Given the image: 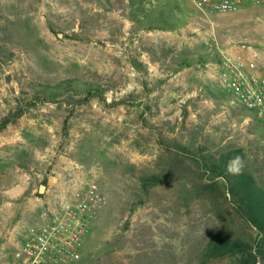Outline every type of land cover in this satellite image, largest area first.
Segmentation results:
<instances>
[{
  "label": "rangeland",
  "instance_id": "374dc122",
  "mask_svg": "<svg viewBox=\"0 0 264 264\" xmlns=\"http://www.w3.org/2000/svg\"><path fill=\"white\" fill-rule=\"evenodd\" d=\"M207 12L191 0H0V260L38 212L95 186L105 204L71 264H237L203 260L214 234L253 231L198 158L234 151L229 167L264 183V117L235 105L215 70L223 37L248 31L236 44L264 77V5ZM87 88L99 93L79 103ZM151 175L161 180L143 185Z\"/></svg>",
  "mask_w": 264,
  "mask_h": 264
},
{
  "label": "built area",
  "instance_id": "2783aa9c",
  "mask_svg": "<svg viewBox=\"0 0 264 264\" xmlns=\"http://www.w3.org/2000/svg\"><path fill=\"white\" fill-rule=\"evenodd\" d=\"M194 7L211 13L231 14L244 4L264 5V0H191ZM221 53V52H220ZM250 63L240 53L222 52L215 65L220 85L233 103L257 117H264V77L249 71ZM77 201L62 200L57 207L39 213L40 224L27 227L0 260V264H71L82 257L84 244L98 208L105 204L95 186Z\"/></svg>",
  "mask_w": 264,
  "mask_h": 264
},
{
  "label": "trees",
  "instance_id": "16d2710c",
  "mask_svg": "<svg viewBox=\"0 0 264 264\" xmlns=\"http://www.w3.org/2000/svg\"><path fill=\"white\" fill-rule=\"evenodd\" d=\"M67 86L70 88L69 85ZM93 93L99 92L93 88H87L83 98L78 102L87 100ZM36 94H41L44 99L50 95L52 100H56L58 96L56 93L48 95L45 90L37 91ZM9 121L3 120L0 128H4ZM177 151L184 156L197 158L194 149L178 146ZM234 153V151H228L217 158L204 155L198 158V161L208 175L220 179L233 211L253 231V235L244 239L225 233H216L207 242L202 257L204 261H208L235 256L237 264H264V183H259L249 171L230 168L228 163ZM199 154L201 155L200 150ZM160 180V177L151 175L142 178V183L145 185Z\"/></svg>",
  "mask_w": 264,
  "mask_h": 264
},
{
  "label": "crops",
  "instance_id": "0c3cea01",
  "mask_svg": "<svg viewBox=\"0 0 264 264\" xmlns=\"http://www.w3.org/2000/svg\"><path fill=\"white\" fill-rule=\"evenodd\" d=\"M208 14H211V13H208ZM190 27H191L192 30H194V29L196 30V27H194V23L192 24V26L190 25ZM190 27H187V28H190ZM235 27L237 28V30L230 29L231 27H228V28H225V27L224 28H218L216 25L212 24L211 25V28H212V31L211 32H213V33H218V32L228 33L229 32L228 30H230V31L231 30H234L235 32H237L239 28L240 29L243 28V25L240 23L239 25L237 24ZM238 35L239 36H237V37H239V39H237L236 37L232 38V36L225 35V37H223L224 38L225 45H229V46L226 47V48H224V49H220V52L221 53L222 52H230V53L240 52V53H242L245 56V58L249 59L250 57H252L254 55L253 54L252 47L251 46H247L246 47V45H240L239 46L236 43L237 42H241L243 40L244 41H251V39L249 38L250 34H249L248 31H241L240 33H238ZM221 53H220V55H221ZM249 63H250V66L248 68L249 71L255 73V71H254L255 70L254 69L255 68V64L252 63L251 61H249ZM45 201H49V200H39L38 206H40V205L43 206V203ZM40 212H38V214L36 215L37 217H35L34 220H33V222L36 223V224H40L41 223V220L39 219V213ZM24 230H21V231L17 232V238H20L21 237V233H23ZM15 245H16V243L13 242V243H11L10 247H13Z\"/></svg>",
  "mask_w": 264,
  "mask_h": 264
},
{
  "label": "water",
  "instance_id": "95a60500",
  "mask_svg": "<svg viewBox=\"0 0 264 264\" xmlns=\"http://www.w3.org/2000/svg\"><path fill=\"white\" fill-rule=\"evenodd\" d=\"M45 190V187L43 185L40 186L39 192H43Z\"/></svg>",
  "mask_w": 264,
  "mask_h": 264
}]
</instances>
